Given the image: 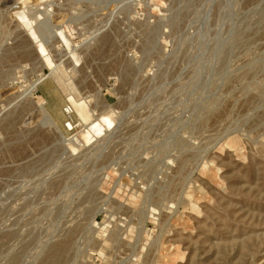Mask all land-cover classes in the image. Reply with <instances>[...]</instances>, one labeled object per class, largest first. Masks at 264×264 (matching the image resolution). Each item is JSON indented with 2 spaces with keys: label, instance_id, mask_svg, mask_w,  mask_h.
<instances>
[{
  "label": "rangeland",
  "instance_id": "374dc122",
  "mask_svg": "<svg viewBox=\"0 0 264 264\" xmlns=\"http://www.w3.org/2000/svg\"><path fill=\"white\" fill-rule=\"evenodd\" d=\"M0 264H264V0H0Z\"/></svg>",
  "mask_w": 264,
  "mask_h": 264
},
{
  "label": "built area",
  "instance_id": "2783aa9c",
  "mask_svg": "<svg viewBox=\"0 0 264 264\" xmlns=\"http://www.w3.org/2000/svg\"><path fill=\"white\" fill-rule=\"evenodd\" d=\"M67 112V111H66ZM67 113H69V112H67ZM67 124H69V122H67Z\"/></svg>",
  "mask_w": 264,
  "mask_h": 264
}]
</instances>
